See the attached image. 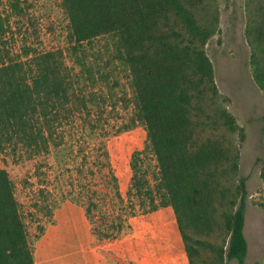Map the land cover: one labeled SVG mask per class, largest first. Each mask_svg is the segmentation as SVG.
Instances as JSON below:
<instances>
[{
    "label": "trees",
    "instance_id": "obj_1",
    "mask_svg": "<svg viewBox=\"0 0 264 264\" xmlns=\"http://www.w3.org/2000/svg\"><path fill=\"white\" fill-rule=\"evenodd\" d=\"M15 3L13 10L19 9ZM60 5L77 73L66 65L61 50L37 52L23 46L15 52L9 43V18L0 11V154L34 159L61 145L63 126L92 104L80 79L85 74L84 81L93 88L101 73L93 70L96 63L85 46L93 48L103 38L111 62L128 73L130 121L144 128L155 161L156 173L149 178L134 154L132 195L144 212L172 210L188 264H243V134L218 94L205 53L218 23L210 0H60ZM257 5V21L246 33L252 45V78L264 90V0ZM120 221L117 217L112 225L116 233ZM216 232L220 244L213 240ZM0 264H34L15 187L3 169Z\"/></svg>",
    "mask_w": 264,
    "mask_h": 264
},
{
    "label": "rangeland",
    "instance_id": "obj_2",
    "mask_svg": "<svg viewBox=\"0 0 264 264\" xmlns=\"http://www.w3.org/2000/svg\"><path fill=\"white\" fill-rule=\"evenodd\" d=\"M14 1L19 9L11 8ZM257 1L210 0L218 23L205 45L218 94L243 134V264H264V90L252 78V45L246 33L257 21ZM0 11L9 18V43L15 52L23 46L37 52L61 50L66 65L78 72L60 0H0ZM106 43L102 38L93 48L85 46L96 63L93 70L99 68L101 76L93 88L84 81L85 74L81 76L79 85L92 104L63 126L61 145L34 159L0 154V169L15 187L34 264H186L172 210L144 212L132 195L134 154L149 178L156 173L155 161L144 128L130 121L132 107L125 101L131 95L128 73L111 62ZM117 217L122 226L118 233L112 227ZM109 234L116 235L104 237ZM221 239L216 232L214 242L220 244ZM212 255L208 252L207 257Z\"/></svg>",
    "mask_w": 264,
    "mask_h": 264
},
{
    "label": "crops",
    "instance_id": "obj_3",
    "mask_svg": "<svg viewBox=\"0 0 264 264\" xmlns=\"http://www.w3.org/2000/svg\"><path fill=\"white\" fill-rule=\"evenodd\" d=\"M175 225H176V223H175ZM177 228V227H176ZM178 231V230H177ZM185 254V253H184ZM186 264H188V262H186Z\"/></svg>",
    "mask_w": 264,
    "mask_h": 264
}]
</instances>
